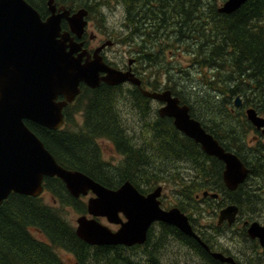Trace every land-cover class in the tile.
<instances>
[{
    "label": "trees",
    "instance_id": "16d2710c",
    "mask_svg": "<svg viewBox=\"0 0 264 264\" xmlns=\"http://www.w3.org/2000/svg\"><path fill=\"white\" fill-rule=\"evenodd\" d=\"M26 1L39 10L31 0ZM38 1L44 4L47 0ZM208 1L189 0L186 30L191 57L189 68L184 71V76L191 80L189 88L195 84L204 98L194 92H187L186 96L181 90H177V95L189 104L190 115L201 124L199 113L206 111L214 119L217 105L228 103L230 98L233 100L237 96L244 98V106H252L264 115V0H247L231 13L218 12L217 0H210L207 13H204L202 7ZM86 5V1L78 2L77 7L87 8ZM180 11L178 7L165 8L168 16H181L183 11ZM157 16L158 12L147 15L158 28L165 27L166 22H159ZM127 94L135 106L137 92L128 91ZM127 94L103 83L96 88L81 85L76 98L79 111L83 112L82 129L78 131L49 129L28 120L24 122L57 163L81 171L109 188H116L125 181L131 182L141 193L150 192L159 185L166 187L181 177L178 171L181 167L166 168L172 174L167 177L163 171L155 170V165L186 163L189 180H181L184 185L177 188L168 206H177L186 213L196 234L214 250L217 228L214 216L224 203L209 194L202 196V192L218 195L224 190L230 192L233 198H227V202L236 204L239 212L249 213L252 207H260V201L264 203V143L255 140V144H243L253 127L241 119L240 114L238 129L223 126L231 128L232 152L249 168L245 181L230 191L222 181L216 158L205 154L192 139L175 136L171 131L173 126L165 118L152 119L144 114V110L136 109L145 133L138 137L127 129L121 122L118 106L119 98ZM197 103L202 110L196 109ZM242 109L239 107L238 111ZM66 121L69 123L71 119ZM98 140L111 144L112 153L114 151L120 157L117 163H112L115 158L109 161L101 158L103 151ZM199 160H204L203 167ZM44 187L52 203L45 201V193L33 197L11 192L0 204V264H68L58 250L71 253L79 264H169L174 244L168 238L187 245L201 264L216 262L194 238L161 222L150 228L141 245L125 248L122 245L88 244L76 235L66 211L71 208L77 214L86 213L84 199L70 195L57 177H45ZM31 230L40 233L43 239L35 237ZM178 245L182 247L180 243ZM183 263L181 257L174 261V264Z\"/></svg>",
    "mask_w": 264,
    "mask_h": 264
},
{
    "label": "water",
    "instance_id": "95a60500",
    "mask_svg": "<svg viewBox=\"0 0 264 264\" xmlns=\"http://www.w3.org/2000/svg\"><path fill=\"white\" fill-rule=\"evenodd\" d=\"M247 0H225L219 7L222 13H231ZM52 0L48 1L53 12ZM87 11L80 8L68 21L78 36L87 24ZM64 14L52 13L43 21L39 13L26 0H0V204L11 192L38 197L44 190L45 177H57L75 198L87 195L86 214L75 219V233L91 245L143 244L147 231L155 221L170 224L187 236L194 238L206 250L208 246L194 232L188 216L176 206L161 207L159 185L147 194L141 193L131 182L125 181L117 188H109L78 170L61 166L33 133L24 120H30L50 129H58L63 123L62 106L72 101L80 92L83 82L94 88L100 80L110 85L129 81L139 85L137 77L121 72L98 61L82 64L81 54L71 57L75 50L66 52L56 39L60 35V19ZM64 34L63 40L67 39ZM80 46V45H79ZM106 76L100 77L99 72ZM144 94L166 104L159 108L161 116L173 117L174 126L198 143L202 151L224 162L222 180L227 188L235 190L247 175L248 169L237 155L226 151L199 121L189 114L186 104L179 105L177 97L169 90ZM58 95L64 101L56 103ZM235 104L241 100L236 97ZM246 116L264 136V117L254 108H247ZM217 198L216 193L204 191ZM237 206L230 204L220 210L218 223H231ZM123 218H122V217ZM107 223L119 225L112 230ZM251 237H257L264 245V225L253 221L248 229ZM212 257L232 262L231 257L213 251ZM73 264H79L74 262Z\"/></svg>",
    "mask_w": 264,
    "mask_h": 264
},
{
    "label": "flooded vegetation",
    "instance_id": "af4514ba",
    "mask_svg": "<svg viewBox=\"0 0 264 264\" xmlns=\"http://www.w3.org/2000/svg\"><path fill=\"white\" fill-rule=\"evenodd\" d=\"M31 1L39 8V10L35 9L31 4V6L39 13L40 18L43 21H45L52 13L64 14L60 19V35L57 36L56 39L64 46L66 52L70 51L71 48L75 49L71 53L72 58L77 59L79 54H81L80 61L82 64L89 63L90 61H98L115 70L129 72L140 81L139 85L133 84L129 81L110 85L105 81L100 80L99 85L103 83L106 87L122 90L126 94L128 91L137 92L138 102L133 106L135 110H141V112L144 110V114L152 119L165 118L173 126V130L171 131H173L175 136L189 139V137L174 126L173 117L161 116L159 114V108L164 106L166 102L150 98L144 94V91L163 92L169 90L173 97L178 98L179 105L186 104L189 107V104L182 101L177 95V90H181L182 94H185L182 87L183 76L184 71L189 68V33L188 29L186 30L187 22L189 20V0H52L51 5L54 6L53 12L48 4L49 0L45 1L44 4H42V1L39 2L38 0ZM84 1H86V4L88 5V7L86 5L87 8L81 6L77 7L78 2ZM223 1L224 0L218 5V9ZM168 6L178 7L183 11H180L182 12V15L168 16L165 12V8ZM80 8H85L87 11L85 16L87 25L82 34L78 36L76 32L71 30L68 17H71ZM153 12H158V21H165V27L158 28L156 22L147 17V15H150ZM218 12L220 11L218 10ZM65 33H68L67 39L63 40ZM180 47L185 50V66L180 63L178 56L175 54ZM99 76H106V72L100 71ZM81 85L87 86L81 82L79 84L80 92ZM185 95L187 96V94ZM77 96H75L72 101L67 102L62 106L63 123L58 129L61 128V130L68 131H78L82 129V126H79L78 117L83 118V112L79 111L77 106ZM126 97H129V95L127 94ZM140 97H142L143 100ZM64 99L63 95H58L55 102L60 103L64 101ZM241 99V104L239 106L235 104V98L233 100L230 98L228 103H219L214 114V119L208 116L206 111H202L199 114L203 124L191 116L199 121L201 126L208 133H211L226 151H232L231 149L234 148V141L229 133L234 126L238 129L237 117L239 114L241 119L248 122L253 127V129L251 128L250 130V135L246 134V142L243 144H255V140H260L262 143L264 141L261 129L255 128L246 117L245 110L252 106H244V98L241 97ZM239 107L243 109L238 111ZM67 118L71 119L69 123L66 121ZM227 125L231 128L225 129L223 127ZM239 126L243 130V126ZM103 142L104 141L100 142V144L98 143L102 151ZM216 160L218 161L222 178L225 164L218 158H216ZM199 161L203 167L205 165L204 160ZM243 163L246 166L245 162ZM173 165H175V167H184L186 166V163L175 162ZM247 169L248 175L249 168L247 167ZM90 196H92V194L88 193V195L85 196V201ZM217 198L221 199V202L224 203L218 208V216L220 210L229 204L227 198L233 197L230 192L224 190ZM160 201L162 208L168 209L171 207L166 205L162 196L160 197ZM256 208L257 207H252L250 210V212L253 213L250 220L236 214L235 219L231 223L226 220L218 223V217L216 216L215 220L217 228L214 250H212L203 240L202 241L208 246L209 250H206L195 240L196 244L198 243V245L205 250L207 254L209 253L208 255L216 261L214 264H264V245L261 244L257 237H251L247 231L248 226L253 221H258L261 225H264V221L260 219L259 216H256L257 213H259ZM99 220L101 222L103 220L106 221L104 217H100ZM158 223L159 222L155 221L151 224L147 231V235L150 228H155ZM108 226L112 230H116L119 227V225L114 224H108ZM158 228L159 227H157V229ZM168 240L173 242L172 244H174V247H180L178 245V243H180L184 253H191V250L187 245L178 241V243H176V241L171 238H168ZM122 246L130 248L134 245L128 246L122 244ZM138 250H140V248H138ZM213 251L222 253L225 257H231L232 262L221 261L212 257L211 252ZM172 257L173 255L169 256V264H174V261L171 260Z\"/></svg>",
    "mask_w": 264,
    "mask_h": 264
},
{
    "label": "rangeland",
    "instance_id": "374dc122",
    "mask_svg": "<svg viewBox=\"0 0 264 264\" xmlns=\"http://www.w3.org/2000/svg\"><path fill=\"white\" fill-rule=\"evenodd\" d=\"M210 1V0H209ZM209 1L206 4H203L202 7V12L207 13V7L209 5ZM221 1L217 0V6L220 4ZM213 3V2H210ZM175 54L178 56V59L180 61L181 64H183V66H185L184 64V59H185V50L182 49V47H180V49L178 51L175 52ZM191 57L190 55H188V58ZM191 86V80L189 76H183V84L182 87L184 89V93H189L190 92H194L196 96H199V98L201 97V99L204 98V95L202 94V91H198V87L196 88V85L194 84L193 88H189ZM121 95V93H119ZM119 112L120 115L122 117L121 122H123V124L125 125V127H127V129L133 131V133L138 136V137H143V134L145 133V130H143V125H142V121L141 119L138 118V114L135 110V108H133L132 103L130 102V100L124 96L122 98H119ZM196 109L197 110H202L201 106L197 103L196 104ZM78 123L79 126L82 124V118L78 117ZM103 142L102 144V148H103V154L101 155L102 159L104 158L105 160L109 161L111 159H114L112 163H117V161L120 159V157L113 151L112 153V149H111V144L109 142H107L106 140H98V143L100 144V142ZM109 144V146H108ZM113 156V157H112ZM174 163V162H173ZM173 163H168L165 164L164 166H160V165H155L156 168L155 170H161L163 171L162 174H166L167 177L172 176L171 172H168L169 170L166 168H169L170 166H174ZM182 169V170H181ZM181 169H179L178 171L181 174V177L178 176L176 178V180L172 183L169 184V186L166 187H162L161 190V196L162 199L164 200V202L166 203V205H169V202L171 201V199L173 198L174 194L177 193V188L182 187L184 184L181 183V180L184 181L185 179L189 180V176H188V172L186 171L187 169L184 167H181ZM44 198L45 201L48 203H52L49 194L45 193L44 194ZM233 205H236L234 203H231ZM229 205V204H228ZM227 205V206H228ZM260 207H257L256 210H258L259 213H257V217L259 216L260 219H262L264 221V203L260 201L259 203ZM237 206V205H236ZM238 210H237V215L243 218H247L250 220V218L253 216V213L249 212H239V207L237 206ZM67 218L70 221L71 224H73L74 226H76L75 223V219L78 216V214L76 212H74L71 208H67ZM217 212H218V208H217ZM216 215L214 216V223L216 226ZM103 223L107 224V221L103 220ZM112 227H115L113 225H110ZM249 227V226H248ZM31 232L33 233V235L39 239H43L41 234L31 230ZM183 249L181 247H174V253L170 254V255H175L174 257L171 258L172 261H176L178 257H181V263H183V260L185 261L183 264H199L200 262L192 255V252H183ZM59 255L61 256V258L68 264H73L75 262L74 257L71 253L67 252V251H61L58 250ZM141 255H143L142 253H140ZM139 255V256H141ZM201 264V263H200Z\"/></svg>",
    "mask_w": 264,
    "mask_h": 264
}]
</instances>
